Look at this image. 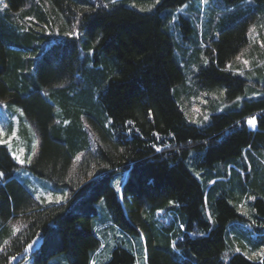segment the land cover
I'll list each match as a JSON object with an SVG mask.
<instances>
[{"label": "trees", "instance_id": "trees-1", "mask_svg": "<svg viewBox=\"0 0 264 264\" xmlns=\"http://www.w3.org/2000/svg\"><path fill=\"white\" fill-rule=\"evenodd\" d=\"M187 1L0 0V101L38 134L31 171L64 195L38 202L0 146V264L27 257L38 235L31 264H92L97 251L98 264H135L123 246L102 251L94 226L102 198L109 229L141 230L148 264H264V93L213 113L204 126L177 100L193 93L216 111L250 83L264 90V33L262 42L249 37L254 19L264 24V0H253L254 11H232L216 36H205L209 62L196 87L165 27L164 12ZM181 22L189 33L191 20ZM252 116L256 130L247 125ZM170 202L173 221L158 225L156 210ZM11 219L24 228L13 234ZM246 220L252 230L240 224Z\"/></svg>", "mask_w": 264, "mask_h": 264}, {"label": "rangeland", "instance_id": "rangeland-1", "mask_svg": "<svg viewBox=\"0 0 264 264\" xmlns=\"http://www.w3.org/2000/svg\"><path fill=\"white\" fill-rule=\"evenodd\" d=\"M254 6L255 2L253 0H242L231 5H226L220 0H189L181 6L167 9L166 12H164L165 15H168L165 21V27L173 37L175 42V55L185 71L187 77L186 82L189 85L196 87V75L200 69L203 66L208 65L209 62V56L206 53L208 43L205 36L210 34L213 35V37L216 36L219 25L227 19V16L232 11H235L240 7L254 11ZM181 17L191 20L192 30L187 34L182 32L180 27V24H182ZM259 21L256 22L254 19V22L250 24L249 37L252 41L257 40L262 42L261 35L264 33V24L261 25ZM89 51L93 52L92 49ZM252 81L255 80L252 79ZM262 85L263 83L261 84V88ZM176 88L177 87L173 89L174 92L176 91ZM261 88H259L256 83H250L247 86V93L245 96L238 97L236 100L232 101H220L219 108L216 111L207 104L206 99L193 93L188 97H177V100L190 122L199 126H204L211 122V115L213 113L222 112L235 105H241L245 99L255 98V96L259 95L262 96L264 90ZM21 117L22 113L19 110H12L5 101H0V146L5 145L8 147L10 154L21 167L15 171V177L24 184L26 189L38 202L43 204L60 203L64 200V195L61 189L58 187L56 189L53 182L35 175L29 168V164L39 148V137L38 134L35 133L36 131H34L35 129L33 126L28 123H22L23 119ZM111 122L112 119L109 118V124ZM247 125L249 129L256 130V116L249 117L247 119ZM248 149L249 148L244 150L245 157L247 156ZM19 160H24L25 163L21 164ZM248 164L249 170H251V164ZM237 170H239L242 176L245 177L247 171L242 168H237ZM2 177L3 176H0V183L2 182ZM112 184L116 187L121 196L119 178L117 177L114 179ZM61 197H63V199H60ZM252 197L255 196L251 195L249 202L254 201ZM243 201L241 202L242 207ZM173 206L172 202H170L167 206L156 210V223L158 225L162 226L163 223L168 224L170 221H173L174 218L172 215H174L173 212L175 210ZM97 212L98 215L95 218L94 226H98L99 231L97 235L100 237L102 251H109L116 246H123L134 252L136 257L135 264H148L147 252L141 230L139 233L127 234L123 231L119 232L116 229L113 230L112 227L109 229L107 226L113 224L110 221L111 217L109 209L106 206L104 198L100 199L97 203ZM8 223L12 226L13 234L24 228L23 223L17 219H11ZM179 223H181V220L177 219V224ZM240 224H242L244 229L248 230H252L255 225L251 220L243 221ZM176 239L177 237L173 238V244ZM41 242L42 238L38 235V237H36L26 248V253L29 255H27V257L23 254L13 256L12 262L14 264H31L30 253L39 247ZM5 246V242H1L0 251H3ZM235 247L239 248L238 245H235ZM175 248L176 250H179L177 247ZM244 251L246 255H248L247 250ZM249 252L251 256H257L260 254V251L254 252V250L250 249ZM101 254L100 251H97L94 255L95 258L92 264H98L99 257L102 256ZM51 262L56 263L57 259H52ZM58 263L65 264V261L61 260ZM66 264L68 263L66 262Z\"/></svg>", "mask_w": 264, "mask_h": 264}, {"label": "snow or ice", "instance_id": "snow-or-ice-1", "mask_svg": "<svg viewBox=\"0 0 264 264\" xmlns=\"http://www.w3.org/2000/svg\"><path fill=\"white\" fill-rule=\"evenodd\" d=\"M113 2H114V0H113ZM67 35H78V33H67ZM6 143V142H5ZM15 155V154H14ZM19 162L21 163V164H23V163H25V161L24 160H19ZM29 163H30V161H29ZM4 175V173H2V172H0V176H3ZM60 199H63V197H61ZM252 199H255V197H252ZM59 202V201H58ZM261 255H264V253H261Z\"/></svg>", "mask_w": 264, "mask_h": 264}, {"label": "bare ground", "instance_id": "bare-ground-1", "mask_svg": "<svg viewBox=\"0 0 264 264\" xmlns=\"http://www.w3.org/2000/svg\"><path fill=\"white\" fill-rule=\"evenodd\" d=\"M99 240V239H98ZM98 247V246H97Z\"/></svg>", "mask_w": 264, "mask_h": 264}]
</instances>
